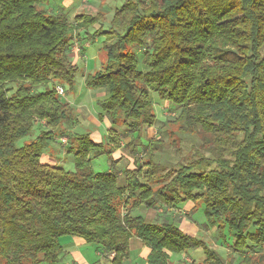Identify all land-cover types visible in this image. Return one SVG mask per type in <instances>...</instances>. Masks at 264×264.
<instances>
[{
  "label": "trees",
  "instance_id": "obj_1",
  "mask_svg": "<svg viewBox=\"0 0 264 264\" xmlns=\"http://www.w3.org/2000/svg\"><path fill=\"white\" fill-rule=\"evenodd\" d=\"M49 4L0 0V264H65L64 237L95 244L111 264L130 257L132 237L151 248L149 264L195 249L201 260L178 264H264V0H127L108 31L103 11L70 21ZM82 30L112 43L84 76L108 95L99 101L111 124L104 141L73 132L78 118L57 91L75 88L71 51ZM153 93L180 107L175 121L203 152L167 169L155 160L166 146L151 138L120 185L113 155L127 136L118 128L139 138L155 126ZM37 122L45 130L18 145ZM59 139L74 170L43 161ZM101 155L111 170H94ZM187 201L204 205L236 258L168 219ZM140 207L146 215L134 214Z\"/></svg>",
  "mask_w": 264,
  "mask_h": 264
},
{
  "label": "rangeland",
  "instance_id": "obj_2",
  "mask_svg": "<svg viewBox=\"0 0 264 264\" xmlns=\"http://www.w3.org/2000/svg\"><path fill=\"white\" fill-rule=\"evenodd\" d=\"M64 1V0H63ZM127 0H89L84 2L87 6L84 13L96 14L99 11L105 12V17L102 21V29H107L111 27V20L114 16L116 8L122 6ZM51 2V0H50ZM55 8H67L62 3V0H54ZM93 9H89V8ZM67 12V10L65 9ZM101 25V24H100ZM100 25L97 27L90 28L88 31L94 33ZM85 30H82L80 33L81 37L78 40L85 39H94L90 33L85 35ZM84 38V39H83ZM106 41L105 35H98L95 37L94 41H91L89 48L87 49L85 57H81L77 61V66L79 71L76 75L75 89L72 91L68 86H65L66 92L62 95L64 100L71 101V105L74 108V112L79 120V123L73 128V132L78 134L89 133L92 138L96 141H104L105 135L107 133V128L104 123L99 124L98 122L86 124L83 119L92 120L96 118L98 113L101 112L99 106V101L105 99L108 95L102 89H93L86 86L83 75L85 73L96 71V66L100 65L101 62H104L107 55V48L105 45H112L108 40ZM80 43V41H78ZM77 44V43H76ZM75 44V45H76ZM79 46V44H78ZM141 58V54L139 53ZM94 64V66H93ZM96 65V66H95ZM141 69L143 68L140 65ZM153 103L155 106V112L157 114V122L153 127H143L140 131V137L134 138L128 134L126 126H120L118 129L122 133H125L127 136L122 140V146L120 149L114 152L113 157L118 160L117 169L120 171L119 184L123 185L125 183L123 171L126 169L136 168L137 163L143 160H146L147 156L145 155V150L143 149V143H148L149 139H159L163 141L164 146L163 150L159 151L155 155V160L167 169H170L172 166L185 162L188 158L193 157L196 152H203L201 149V141L196 134L191 133H182L179 128L180 122L175 121L176 117L180 112V107L172 103L160 99L157 94H152ZM43 130L44 127L40 125L39 122L35 123L34 128L30 134L23 137L18 141V145H23L35 139ZM67 143V142H65ZM60 139L53 142L50 148L45 152L51 155V161L56 164H61L66 167L68 170H74V159L73 154L67 153L64 144ZM48 156H43V161H50ZM59 162V163H58ZM93 168L95 171H109L111 170L110 161L107 155H101L93 159ZM198 202V201H196ZM195 202L187 201L181 205L180 210L174 211L171 210V215L168 217L169 220L179 224L183 227H188L184 229L187 232H195V236L200 239H203L211 248L218 250L225 259L236 258V255L230 245L222 244L218 237V227L212 226L206 219L204 214V205H198L195 211L194 209ZM145 208L140 207L134 210V214H143ZM194 231H191L192 229ZM225 233L228 235L229 232L225 229ZM230 235V234H229ZM228 237V242H231L232 237ZM63 243H65L69 238L64 237ZM78 247V248H77ZM75 250H81L82 252H87L92 258L96 257L95 254V244H85V246H80L77 244ZM73 249L70 247L66 248V253L71 252ZM195 250L187 251V254L183 257L175 254L171 258L172 264H177V260L185 259L187 261L192 260H201L200 258L204 257V252L202 249H198V252ZM64 259L65 264L73 262V256L66 254ZM201 256V257H199ZM97 259V257H96ZM177 259V260H176ZM105 264H110L108 261Z\"/></svg>",
  "mask_w": 264,
  "mask_h": 264
},
{
  "label": "crops",
  "instance_id": "obj_3",
  "mask_svg": "<svg viewBox=\"0 0 264 264\" xmlns=\"http://www.w3.org/2000/svg\"><path fill=\"white\" fill-rule=\"evenodd\" d=\"M86 1H89V0H64V1L62 0V3L64 4V6L67 7V8H64V10L65 9L67 10L68 18L70 21H72L73 18L77 14L85 12V9H87V6L84 4V2H86ZM49 2H50V0H49ZM52 7H55L54 0H51V2L49 4V8H52ZM89 9H93V8L90 7ZM86 14H91V13L86 12ZM81 36H83V35H81ZM78 39L77 40L74 39V46H73L72 51H71V57L75 63H77V61H79L81 57H85L87 49L89 48L91 41H94L92 39H85L82 41L78 40ZM78 41H80V43H78ZM76 43H78L79 46ZM81 46L83 49L80 51ZM102 63L103 62H101L100 65H98V66L95 65L97 67L96 70L101 68ZM93 66H94V64H93ZM85 74H82L83 79H84ZM65 92H66V90H65ZM67 102L72 104L71 101H69V100H67ZM100 114H101V112L98 113L97 119L96 118H92V120L83 119V121L86 124L95 123V122H98L99 124L104 123L107 130H108L111 127L110 121L106 117L100 118L101 117ZM78 123H79V120L77 121V124ZM77 124L75 125V127L77 126ZM75 127H74V129H75ZM45 156H48L50 159L51 155L48 153V155L45 154ZM47 162L52 163V164L55 163V162L51 161V159H50V161H47ZM168 212L171 215V209H169ZM146 214H147V210L145 209L143 215H146ZM180 227L182 229V226H180ZM188 227L185 226L183 228L186 229ZM184 229H182V230L184 232H187ZM191 231H194V230L192 229ZM187 233L195 236V234H194L195 232H193V233L187 232ZM77 244L80 246H85V244H88V243L85 240L78 238V237L70 238L65 243H63L65 253H66L67 247H70L73 249L71 252L66 253V254L73 256V260H72L73 262H69L67 264H105V262H107V261L101 259V257H100L101 254L96 250V248L94 249V251H95L97 259H96V257L92 258L90 256V254L87 252H82L81 250H75V248L77 247ZM129 249H130V257L124 261V264H149L147 261V258H148L150 251H151V248L149 246H147L140 238L132 237L130 239V242H129ZM195 252H198V249ZM180 254H178V255L183 257L184 255L187 254V251L180 253ZM173 255H175V254H173ZM199 257H201V256H199ZM65 258H66V255H64V259ZM200 259H202V258H200ZM179 260L180 259L178 258L177 261H179ZM170 264H172V262ZM177 264H178V262H177Z\"/></svg>",
  "mask_w": 264,
  "mask_h": 264
},
{
  "label": "built area",
  "instance_id": "obj_4",
  "mask_svg": "<svg viewBox=\"0 0 264 264\" xmlns=\"http://www.w3.org/2000/svg\"><path fill=\"white\" fill-rule=\"evenodd\" d=\"M57 91L59 94L63 95L65 93V90L62 86H57Z\"/></svg>",
  "mask_w": 264,
  "mask_h": 264
}]
</instances>
